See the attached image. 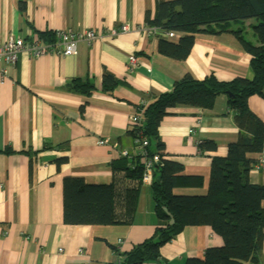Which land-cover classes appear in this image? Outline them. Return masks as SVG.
Segmentation results:
<instances>
[{"label":"crops","instance_id":"crops-1","mask_svg":"<svg viewBox=\"0 0 264 264\" xmlns=\"http://www.w3.org/2000/svg\"><path fill=\"white\" fill-rule=\"evenodd\" d=\"M158 1L0 0V43L11 37L47 44L58 31L103 33L91 44L79 42L71 57L31 58L22 53L7 75L0 76V264H113L111 247L126 253L151 237L158 222L149 184L140 187L132 225L68 226L62 222L63 178L109 184L119 150L136 155L134 141L125 135L135 107L169 91L185 75L198 81L208 76L219 82L252 79L250 57L227 32L195 35L183 61L158 54V38L137 30L146 15L153 17ZM255 23L243 22L242 36L252 44H257L250 32ZM123 24L130 27L127 33L106 35ZM237 27L232 24L230 29ZM129 56L138 60L132 73L126 70ZM104 74L117 82L110 92L100 90ZM74 80L96 90L88 97L80 95L70 87ZM247 107L264 127V99L251 96ZM167 113L158 127L161 158L181 164L184 175L204 182L201 188L173 193L205 195L210 158L225 156L227 146L237 139L226 98L217 97L211 109L177 104ZM98 140L116 144V149L100 146ZM201 141L213 142L216 150L199 152ZM59 159L65 161L57 163ZM248 181L264 185V170H250ZM221 245L208 228L186 227L160 249L157 262L144 264H184ZM259 264H264V241Z\"/></svg>","mask_w":264,"mask_h":264},{"label":"trees","instance_id":"trees-1","mask_svg":"<svg viewBox=\"0 0 264 264\" xmlns=\"http://www.w3.org/2000/svg\"><path fill=\"white\" fill-rule=\"evenodd\" d=\"M254 19L250 30L257 44L244 40L243 22ZM237 24L234 30L230 27ZM144 27L156 30L157 52L175 61L187 58L197 34L230 33L250 57L252 79L235 78L219 82L213 76L194 80L185 75L170 90L152 97L140 112L137 123H128L125 135L133 141L150 139L146 152L152 155L162 149L158 127L174 105L211 109L219 96L226 98L227 110L238 130L237 139L226 148L223 157L210 158L205 195H175V189L201 188L203 179L183 174L181 164L164 160L156 164L150 184L153 213L158 222L151 237L120 253L111 247L113 264L157 262L160 249L186 227H206L220 237L222 245L205 250L202 258L187 259L184 264H259L264 241V185L251 184L248 173L252 155L264 153V127L250 112L247 99H264V0H159L152 18H144ZM176 32V43L168 42L164 33ZM117 82L104 74L100 90L110 92ZM78 94L88 97L96 89L88 82L70 83ZM116 145V144H115ZM199 152L215 151L211 141H201ZM120 151V150H119ZM11 153L9 149L4 151ZM65 159L57 160V163ZM143 162L140 156L119 157L111 164V181L107 185H89L80 178L62 180V222L68 226H129L133 224L142 185Z\"/></svg>","mask_w":264,"mask_h":264},{"label":"built area","instance_id":"built-area-1","mask_svg":"<svg viewBox=\"0 0 264 264\" xmlns=\"http://www.w3.org/2000/svg\"><path fill=\"white\" fill-rule=\"evenodd\" d=\"M130 30L126 24L121 25L118 29L107 30L105 33L108 37H115L117 34H124ZM137 30L146 35H155L156 30L153 28L140 27ZM103 33H97L94 30H84L80 32L72 31H58L54 34V39L51 43H41L39 40L32 42H24L21 39H15L8 37L5 41L0 43V76L4 78L7 75L8 70L15 65L17 58L20 54H26L31 58H39L44 56H58V57H71L76 55L77 44L84 42L91 44L97 39L101 38ZM166 40H175L179 36L174 31H168L164 33ZM138 60L135 56H129L126 64V70L132 73L136 70ZM146 102L140 103L144 106ZM140 112L135 113L129 118V123H137L140 118ZM199 126V122L196 123ZM189 134H194V130H188ZM200 142H198L199 144ZM100 146H108L111 149H116V146L109 143L106 140H98ZM150 145V139L140 138L134 140V146L136 147V155L140 156L143 162V169L141 175L142 184H151L156 172V164L161 160L160 151L154 152L149 155L146 152V148ZM254 164L250 170L254 172H260L264 170V153H258ZM121 157H127L128 154L125 151H119ZM122 241H117L116 246L119 247Z\"/></svg>","mask_w":264,"mask_h":264},{"label":"rangeland","instance_id":"rangeland-1","mask_svg":"<svg viewBox=\"0 0 264 264\" xmlns=\"http://www.w3.org/2000/svg\"><path fill=\"white\" fill-rule=\"evenodd\" d=\"M250 32H251V30H250Z\"/></svg>","mask_w":264,"mask_h":264}]
</instances>
